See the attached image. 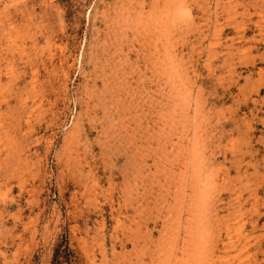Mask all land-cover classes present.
Here are the masks:
<instances>
[{"label":"rangeland","instance_id":"374dc122","mask_svg":"<svg viewBox=\"0 0 264 264\" xmlns=\"http://www.w3.org/2000/svg\"><path fill=\"white\" fill-rule=\"evenodd\" d=\"M0 264H264V0H0Z\"/></svg>","mask_w":264,"mask_h":264},{"label":"trees","instance_id":"16d2710c","mask_svg":"<svg viewBox=\"0 0 264 264\" xmlns=\"http://www.w3.org/2000/svg\"><path fill=\"white\" fill-rule=\"evenodd\" d=\"M64 242L66 243V245H68V240L67 238L64 239ZM68 247V246H67Z\"/></svg>","mask_w":264,"mask_h":264}]
</instances>
